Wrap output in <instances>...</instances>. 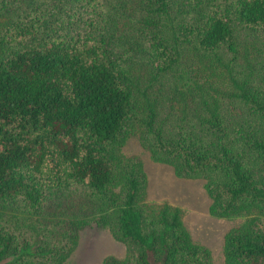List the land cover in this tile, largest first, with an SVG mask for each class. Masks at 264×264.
<instances>
[{
    "label": "trees",
    "instance_id": "1",
    "mask_svg": "<svg viewBox=\"0 0 264 264\" xmlns=\"http://www.w3.org/2000/svg\"><path fill=\"white\" fill-rule=\"evenodd\" d=\"M133 135L243 218L224 264H264V0H0V264H70L90 225L127 246L103 264H213Z\"/></svg>",
    "mask_w": 264,
    "mask_h": 264
},
{
    "label": "rangeland",
    "instance_id": "2",
    "mask_svg": "<svg viewBox=\"0 0 264 264\" xmlns=\"http://www.w3.org/2000/svg\"><path fill=\"white\" fill-rule=\"evenodd\" d=\"M123 152L128 156L139 155L142 158L149 178L148 201H167L181 207L184 222L194 241L211 249L213 264H224L225 235L232 227L241 224L243 218H218L211 215L209 209L212 200L205 190V180L178 177L171 165L153 159L138 135H133L126 141ZM80 199L82 198L74 196L73 201L67 200L63 208L68 206V211H80ZM51 212L61 210L52 209ZM82 212L88 213L89 210ZM126 251V244L117 239L109 228L90 225L81 231L70 264H103L107 256L124 257Z\"/></svg>",
    "mask_w": 264,
    "mask_h": 264
}]
</instances>
